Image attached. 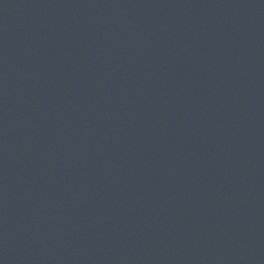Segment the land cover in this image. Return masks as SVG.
Masks as SVG:
<instances>
[{
	"label": "water",
	"instance_id": "water-1",
	"mask_svg": "<svg viewBox=\"0 0 264 264\" xmlns=\"http://www.w3.org/2000/svg\"><path fill=\"white\" fill-rule=\"evenodd\" d=\"M0 264H264V0H0Z\"/></svg>",
	"mask_w": 264,
	"mask_h": 264
}]
</instances>
